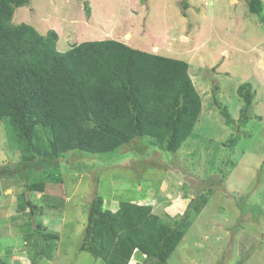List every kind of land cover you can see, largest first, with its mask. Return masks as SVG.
<instances>
[{
	"label": "rangeland",
	"instance_id": "rangeland-1",
	"mask_svg": "<svg viewBox=\"0 0 264 264\" xmlns=\"http://www.w3.org/2000/svg\"><path fill=\"white\" fill-rule=\"evenodd\" d=\"M21 23L42 34L56 31L62 52L112 39L185 61L203 108L195 136L175 156L158 152L147 164L126 156L92 171L41 166L15 173L19 146L0 123V264H104L80 251L97 195L108 208L118 209L125 199L150 204L165 221L188 215L190 226L169 264H264V12L254 15L248 0H32L16 10L13 24ZM245 83L256 96L243 124L245 102L237 90ZM214 92L233 126L221 117ZM233 137L235 145L229 144ZM69 156L83 160L79 153ZM37 183L46 184L45 192L26 190ZM27 201L34 204L33 217ZM203 202L204 208L191 211ZM38 222L56 238L52 260L38 258L28 236ZM138 261L141 256L131 264Z\"/></svg>",
	"mask_w": 264,
	"mask_h": 264
},
{
	"label": "trees",
	"instance_id": "trees-1",
	"mask_svg": "<svg viewBox=\"0 0 264 264\" xmlns=\"http://www.w3.org/2000/svg\"><path fill=\"white\" fill-rule=\"evenodd\" d=\"M31 1L0 0V123L6 122L19 146L15 173L41 166L92 171L126 156L147 164L158 152L175 156L195 136L203 107L187 62L112 39L85 41L62 52L56 31L42 34L33 25L13 24L16 10ZM248 3L254 15L263 17V0ZM237 92L245 102L240 117L245 124L256 93L250 83ZM213 101L225 124L233 126L216 92ZM237 142V137L229 140ZM122 149L123 155L117 154ZM71 153L83 160L72 161ZM90 156L101 160L85 159ZM154 160L159 165L161 156ZM45 189V183L26 186L28 192ZM106 202L97 195L90 204L81 252L104 264H131L136 256L143 259L136 264H169L190 226L188 215L165 221L150 204L125 199L114 209ZM199 204L191 211L206 202ZM25 206L33 217L34 204ZM41 228L38 222L36 233L30 230L28 236L40 250L37 257L52 260L50 243L56 238Z\"/></svg>",
	"mask_w": 264,
	"mask_h": 264
}]
</instances>
